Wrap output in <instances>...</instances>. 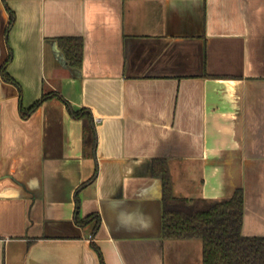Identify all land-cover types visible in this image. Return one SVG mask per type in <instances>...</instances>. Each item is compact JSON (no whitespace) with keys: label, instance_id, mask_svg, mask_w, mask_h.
<instances>
[{"label":"crops","instance_id":"crops-1","mask_svg":"<svg viewBox=\"0 0 264 264\" xmlns=\"http://www.w3.org/2000/svg\"><path fill=\"white\" fill-rule=\"evenodd\" d=\"M52 91L93 153L64 101L24 115ZM162 160L177 197L243 188L264 236V0H0V264H203L164 237Z\"/></svg>","mask_w":264,"mask_h":264},{"label":"trees","instance_id":"trees-1","mask_svg":"<svg viewBox=\"0 0 264 264\" xmlns=\"http://www.w3.org/2000/svg\"><path fill=\"white\" fill-rule=\"evenodd\" d=\"M10 11V26L15 21V13ZM61 45L69 64L81 67L84 45L78 38H63ZM8 82L14 80L6 75ZM58 98L68 104L75 118L84 125V150L93 153L97 143L94 117L86 108L73 109L57 92L45 93L24 115L34 112L43 102ZM160 176L164 181V237L169 239L196 238L203 243V264H264V236L243 234L245 194L238 188L229 198L208 200L205 198H183L174 194L168 163L159 161ZM90 216L79 220L87 223ZM99 220H97V225Z\"/></svg>","mask_w":264,"mask_h":264}]
</instances>
